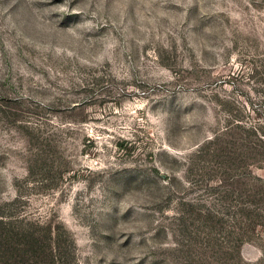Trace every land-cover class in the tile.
I'll list each match as a JSON object with an SVG mask.
<instances>
[{"label":"rangeland","instance_id":"1","mask_svg":"<svg viewBox=\"0 0 264 264\" xmlns=\"http://www.w3.org/2000/svg\"><path fill=\"white\" fill-rule=\"evenodd\" d=\"M248 155L264 0H0V264H264Z\"/></svg>","mask_w":264,"mask_h":264},{"label":"trees","instance_id":"2","mask_svg":"<svg viewBox=\"0 0 264 264\" xmlns=\"http://www.w3.org/2000/svg\"><path fill=\"white\" fill-rule=\"evenodd\" d=\"M235 127H239L240 128L241 127L240 126V123H236L235 122ZM241 128H242L243 131H245V133H247V135H249L248 138L251 137V134L254 135V137H255L256 133H259L260 134L259 129L256 128V127H249V128H243V127H241ZM229 133H232V130L229 131V132H227L226 135H228ZM256 139H257V142H260V143L262 142V140L260 138H256ZM246 143H247V141H246ZM249 149L254 150L251 147H249ZM245 158L247 160H249V161H256V162H258L257 164L264 163V161H263L264 160V157L262 159H259V157H256V156H253V155H248Z\"/></svg>","mask_w":264,"mask_h":264}]
</instances>
